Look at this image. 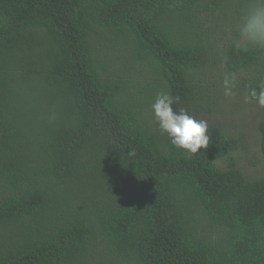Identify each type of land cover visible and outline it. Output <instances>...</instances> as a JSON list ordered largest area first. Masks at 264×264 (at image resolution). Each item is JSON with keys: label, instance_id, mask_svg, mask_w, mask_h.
I'll list each match as a JSON object with an SVG mask.
<instances>
[{"label": "trees", "instance_id": "1", "mask_svg": "<svg viewBox=\"0 0 264 264\" xmlns=\"http://www.w3.org/2000/svg\"><path fill=\"white\" fill-rule=\"evenodd\" d=\"M248 3L0 0V264H264V176L231 156L243 138L211 125L191 154L141 102L162 86L197 101L208 51L196 11ZM110 34L123 48L108 57ZM263 64L264 49L228 45L229 71ZM258 130L264 156V119Z\"/></svg>", "mask_w": 264, "mask_h": 264}, {"label": "rangeland", "instance_id": "2", "mask_svg": "<svg viewBox=\"0 0 264 264\" xmlns=\"http://www.w3.org/2000/svg\"><path fill=\"white\" fill-rule=\"evenodd\" d=\"M196 14L201 29L205 33L204 42L207 46L208 61L204 67L192 71V80L199 92L197 101L182 103V106L190 108L197 118L206 119L209 126H219L226 134L243 138L245 147L233 152L232 158L237 161L238 167L248 178L264 176V156L260 148L258 130L259 123L264 119V108L259 107L255 101L245 103L244 100L248 94L247 84L256 76L264 75V64L248 71L238 72L235 95L225 96L223 75L225 72H231L225 65V53L228 45L238 38V28L243 14L229 4L214 11L209 7L200 6ZM107 37L104 36L100 42L104 48L103 51L107 55L113 48L120 52L123 42L112 34H110L111 41ZM114 61L112 70L117 71L122 61L120 59ZM136 67L132 70L133 80L137 86L143 87L150 81L154 71L147 62L138 64ZM138 68H142L143 73L137 72ZM161 88L166 90L163 86ZM149 92L155 99L158 90L149 91L147 88L145 95L150 96ZM141 102L151 114L153 122H156L152 110L154 102L149 103L150 105L145 100ZM161 136L166 137L167 134L164 133ZM227 164L228 159L216 161V165L220 168H225Z\"/></svg>", "mask_w": 264, "mask_h": 264}, {"label": "clouds", "instance_id": "3", "mask_svg": "<svg viewBox=\"0 0 264 264\" xmlns=\"http://www.w3.org/2000/svg\"><path fill=\"white\" fill-rule=\"evenodd\" d=\"M238 38L233 46L247 52L252 48L264 49V0H249L244 10L242 21L238 28ZM238 84V74L225 72L223 87L225 96L235 95ZM245 103L255 101L264 108V78L256 87L250 88L244 97ZM155 120L161 134L166 133L171 144L191 154H199L201 149H207L210 143L209 122L193 115L190 108L182 106L181 97L166 90L157 92L152 104Z\"/></svg>", "mask_w": 264, "mask_h": 264}]
</instances>
